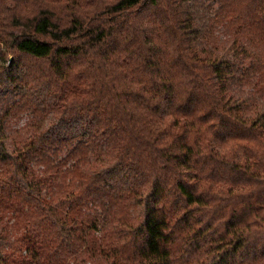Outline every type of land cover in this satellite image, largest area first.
<instances>
[{"label": "trees", "instance_id": "obj_1", "mask_svg": "<svg viewBox=\"0 0 264 264\" xmlns=\"http://www.w3.org/2000/svg\"><path fill=\"white\" fill-rule=\"evenodd\" d=\"M206 1L0 0V264H264V0Z\"/></svg>", "mask_w": 264, "mask_h": 264}, {"label": "rangeland", "instance_id": "obj_2", "mask_svg": "<svg viewBox=\"0 0 264 264\" xmlns=\"http://www.w3.org/2000/svg\"><path fill=\"white\" fill-rule=\"evenodd\" d=\"M205 0V4H206ZM215 6V4H214ZM216 35L220 39H225L228 37V33L224 31V28L222 26H219L216 30ZM246 65V62L243 63V67ZM243 87V90L246 92L251 93H257L256 97L260 99H264V76L262 78L255 77L253 80V83H245L241 85ZM12 95L9 96V99H18V96H16V93H11ZM22 110L18 111L16 110V113L10 114L7 116L6 121V131H7V148L10 150L15 145L16 142L19 141L21 136L28 134L30 131V122L32 121L33 113L31 112L30 108L25 106L21 107ZM69 150V148H64L59 153L57 152V156L63 157L65 153ZM35 169H38V165H34ZM7 216L4 217L3 221L8 225V228L10 229L9 235L10 239H12L14 236L18 235L21 231H23V227L21 226L19 221L13 222V218H8ZM89 264H107L106 260L103 258H96L92 259L90 258L88 260ZM6 264H15L11 258L9 260L7 259ZM122 264H132V263H122Z\"/></svg>", "mask_w": 264, "mask_h": 264}]
</instances>
